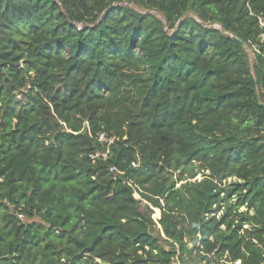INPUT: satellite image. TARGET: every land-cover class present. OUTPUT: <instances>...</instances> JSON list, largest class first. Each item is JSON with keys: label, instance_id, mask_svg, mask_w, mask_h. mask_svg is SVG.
I'll use <instances>...</instances> for the list:
<instances>
[{"label": "trees", "instance_id": "1", "mask_svg": "<svg viewBox=\"0 0 264 264\" xmlns=\"http://www.w3.org/2000/svg\"><path fill=\"white\" fill-rule=\"evenodd\" d=\"M124 1L0 0V264L264 263V0Z\"/></svg>", "mask_w": 264, "mask_h": 264}, {"label": "rangeland", "instance_id": "2", "mask_svg": "<svg viewBox=\"0 0 264 264\" xmlns=\"http://www.w3.org/2000/svg\"><path fill=\"white\" fill-rule=\"evenodd\" d=\"M116 5L117 4L115 3V6ZM119 5L126 6V7L130 8V9H133V10L139 12V13H146L147 12L145 10V8L141 4H139L138 2H132V1L131 2H128L127 0H125L122 4H119ZM191 16L194 17V18H197L194 15H191ZM158 17H159V15H158ZM248 57H249L250 63L252 64L253 61H254V55H253V53L250 50H248ZM195 179L200 180L201 179V175H197V177ZM137 200H140V199H137ZM155 213L156 212L154 210V215H155ZM157 218H159V217H157ZM34 220L37 221V219H34ZM164 246H165L166 249H168V246L167 245H164ZM177 263L178 264H182L181 262H177ZM82 264H92V263L89 261V263L88 262H85V263H82ZM183 264H190V262L188 261L187 257H184L183 258Z\"/></svg>", "mask_w": 264, "mask_h": 264}, {"label": "built area", "instance_id": "3", "mask_svg": "<svg viewBox=\"0 0 264 264\" xmlns=\"http://www.w3.org/2000/svg\"><path fill=\"white\" fill-rule=\"evenodd\" d=\"M212 27H213V28H219V26H217V25H213ZM98 141H99V142H107V140L104 138L103 135H100V136H99ZM110 142H111V141H109V143H110ZM97 156H98V155H96V157H97ZM103 156L105 157L106 155L104 154ZM131 166L135 168L137 165H136L135 163H132ZM110 172L120 174V172H118V171H117L116 169H114V168H111ZM134 198H135V199H140L139 195H138L136 192H134ZM171 264H178V263L176 262V260H173ZM196 264H228V263L225 262L224 259H222V260H220V261H218V262H214V261H213V262H210V263H207V262H201V263H196ZM262 264H264V263H262Z\"/></svg>", "mask_w": 264, "mask_h": 264}, {"label": "water", "instance_id": "4", "mask_svg": "<svg viewBox=\"0 0 264 264\" xmlns=\"http://www.w3.org/2000/svg\"><path fill=\"white\" fill-rule=\"evenodd\" d=\"M234 40L237 41L238 44H239V45H240L245 51H247V48L244 46V44H243L241 41H239V40H237V39H235V38H234ZM263 110H264V106H263Z\"/></svg>", "mask_w": 264, "mask_h": 264}]
</instances>
